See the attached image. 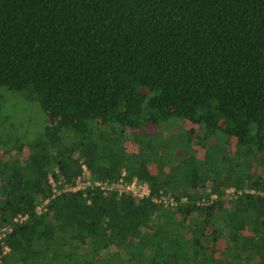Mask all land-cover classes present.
Segmentation results:
<instances>
[{"label":"trees","instance_id":"obj_1","mask_svg":"<svg viewBox=\"0 0 264 264\" xmlns=\"http://www.w3.org/2000/svg\"><path fill=\"white\" fill-rule=\"evenodd\" d=\"M7 92L46 113L29 149ZM170 119L199 134L152 129ZM2 126L0 223L29 213L3 264H264V198L226 193L264 188V0H0ZM81 161L150 196L65 192L38 213L48 175L73 182Z\"/></svg>","mask_w":264,"mask_h":264},{"label":"built area","instance_id":"obj_2","mask_svg":"<svg viewBox=\"0 0 264 264\" xmlns=\"http://www.w3.org/2000/svg\"><path fill=\"white\" fill-rule=\"evenodd\" d=\"M81 164L82 173L73 182L67 181L57 167L48 175V183L51 191L48 197L40 199V203L37 205L38 213L47 211L50 200L65 192H82L84 195H87L89 189H99L104 192H116L118 195L129 193L138 199L150 196V187L148 183L140 182L137 177L132 180H127L125 170L122 171V175L117 180L97 179L93 181L89 177V170L86 163L81 161ZM226 193L230 198L237 197L244 193L264 198V188L237 189L234 186H230L226 189ZM215 197L216 194H213L212 198L214 199ZM153 200L167 208H175L179 205L178 200L172 196L171 193H162L154 197ZM203 203H207V201L202 200L200 202V204ZM28 219L29 213H18L13 217L12 223H0V264H3V257L8 255L11 251V247L7 243V238L13 230V224H24Z\"/></svg>","mask_w":264,"mask_h":264},{"label":"rangeland","instance_id":"obj_3","mask_svg":"<svg viewBox=\"0 0 264 264\" xmlns=\"http://www.w3.org/2000/svg\"><path fill=\"white\" fill-rule=\"evenodd\" d=\"M4 96L6 104L3 108V117L9 118L7 127L11 134L19 135L23 145H25V149H29L30 144L39 138L46 126V113L38 102L28 101L22 94L7 92ZM181 123L182 124L179 126L177 120L170 119L158 125H152V129H155L161 136L168 135L174 140H180V145L185 146L183 142H187L189 135L194 131L195 134L197 133L198 135L200 129L197 125H193L189 122L181 121ZM3 129V126L0 127V132L3 131ZM4 132L5 131H3V133ZM217 140L225 144L229 139H227L224 132L219 130ZM5 147L6 145L4 146L0 143V155L6 149ZM150 168L154 171L155 165H151Z\"/></svg>","mask_w":264,"mask_h":264}]
</instances>
